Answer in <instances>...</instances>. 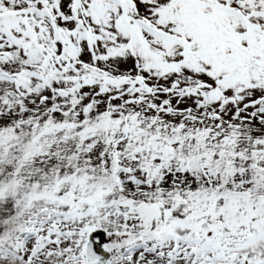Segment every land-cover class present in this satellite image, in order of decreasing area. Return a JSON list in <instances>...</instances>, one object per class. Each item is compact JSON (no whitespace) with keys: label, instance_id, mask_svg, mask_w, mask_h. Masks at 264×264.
<instances>
[{"label":"rangeland","instance_id":"374dc122","mask_svg":"<svg viewBox=\"0 0 264 264\" xmlns=\"http://www.w3.org/2000/svg\"><path fill=\"white\" fill-rule=\"evenodd\" d=\"M37 1L42 5L43 10L41 13L54 21L57 16L52 11V6H50V1L52 0ZM84 1L73 0L72 10L75 15H79L77 21L81 20L87 23L82 16L85 18L88 15L91 16L94 20L93 22L96 23L94 25L97 28L98 34L95 33L97 37L95 36L96 39H94L89 35L90 31L86 29L84 35H80L77 42L79 44L82 43V48L84 44V47H86L93 45L95 42L94 45L100 49V53H105L108 50V45L103 43L102 39L107 36L116 43L118 53L112 59H107L102 55L97 63H92L93 61L86 63L87 60L82 59L85 65L91 63V67L95 71L93 73L95 75L94 82L87 77L82 76L78 78L77 76L81 73L80 69L70 62L68 63V60L63 62V68L60 71L61 76L57 77V79L68 87V90L63 88V90H66L64 99H69L70 95L73 101L76 98L78 102L83 95L87 96L90 93L99 94V92L100 96L104 98L113 96L115 99H126V88L133 90L135 95H137V92L142 86L149 89L145 92L149 95V98L146 104L141 106L143 113L147 108L162 113L159 112V109L163 106L161 101H166L168 102V106L162 108L167 110L171 106L172 108L168 110H171L175 117H180L183 114L197 116L200 112L198 111L199 108L205 105L203 107L206 108L205 111H208L212 116H216L215 118L218 121L227 122L224 124L229 123L228 125H230L233 120H240L242 123L252 124L254 118H258L264 123V17L255 14L256 12L264 14V0H187L184 5L179 0H112L116 8L108 9L102 7L98 2H93L94 0H89V2ZM127 9L128 12L126 13ZM227 9L228 14L226 12ZM1 10L4 9L0 8V12H2ZM229 11L234 14L237 13L239 15L237 17L238 19L231 18ZM127 14H132V16L139 20L141 24V26H138L139 31L151 29L153 35L151 37L142 36L141 33L135 32L137 27L131 24V21L126 16ZM27 19L31 24H35V28L40 29L39 32L44 38L47 37L48 40L45 43L38 44L36 42L40 36L34 33ZM42 25L50 29L51 32L43 28ZM93 29L95 32L94 27ZM174 30L181 31L182 38L178 40L179 42L161 43L159 37L162 38L163 36L165 38L167 35L164 33H173ZM113 31H116V33L113 34ZM57 34L58 37L56 36ZM62 34L64 32H61L56 27L55 22L48 23L39 19L20 16L19 20L8 28H0V71L2 69L6 70L13 81H23L24 79L18 77L17 74L20 68L13 61L18 60V63H20V61L24 62L25 59L31 61L36 59V64H43L44 57L50 58L51 60L48 53L46 54L45 49L48 48L49 54L53 53V50L49 47L50 41L53 40L55 42L58 38H62ZM102 43L104 47H101ZM139 46H143L147 52H153L155 55L145 57L141 54ZM79 51L82 52V49ZM89 60H94V58H89ZM150 61L153 62L150 63ZM3 63H6L13 69L10 71L8 67L2 66ZM39 74L42 75L41 71ZM70 79H74L75 82ZM44 80L45 83L43 82L42 84L39 82L24 83L21 89L26 92L28 91L32 96L40 95L47 89L53 90L52 83L47 81L46 78ZM131 86L135 88H131ZM155 90H161V94H155ZM208 95L212 96L211 99L201 104L206 100ZM76 106V103H74V107ZM104 106H99L100 113L110 112V108ZM36 108L33 106L30 113L33 114ZM249 119H251V122H249ZM136 126L129 124L128 131H125L129 137L120 136L123 138V143L130 142V144L137 146L132 140L137 141L140 138L138 140L140 141L142 139L141 134H148L146 131L152 130L150 127L146 128L144 126L140 129ZM252 126L255 127L254 131H257L259 134H264V125L259 127L252 124ZM195 130H199V128ZM261 138H264V135ZM145 139L147 143L151 141L150 143L153 144L151 146L146 145L145 147L152 149L156 145V140L160 141L161 136H157L154 138L155 140H152V138L149 139V137L143 138V140ZM179 141L186 142V139ZM138 151L140 154L133 153V155L140 156L141 150ZM124 153L125 150L121 149V147L115 148L113 144H110L109 148L104 151L103 157L106 156L108 159L111 157V160H108L111 166H102L99 175L109 173V176H111L115 167L120 165L119 163H124L127 167L131 165L134 177H131L127 172H117L116 178L126 182L123 187L115 186V189L112 190L113 194L111 197L125 198L124 202L133 203L134 209L136 208V203L132 202V200L145 204L147 202L145 198H149L151 200L150 202L157 200L158 203H162L155 210V214H158L156 220L151 219L153 220L152 223L155 228L151 227L150 223L133 221V215L131 213L129 215L122 214L119 210L120 207L115 203L118 202L116 200L108 202L109 200L103 196L101 199L98 197L92 201L95 193L93 187L94 190H89L87 193L81 191V196L78 195V198L81 197L82 203L78 204L81 209L76 211L77 214H81V210L84 209L83 207H87L90 210V214L84 218L85 221H88L86 222V226H83L81 221H77L78 225L82 224V226H77V239L80 236L85 239L84 230L91 224L101 227L96 223L94 215L97 217L105 215V218L108 219L104 223V227L111 231L113 229L116 232H128L124 235L121 233H117V236L107 235L106 244L108 245L109 251H114L113 257L116 253H121L120 250H115V248L121 245L122 242L126 244L125 247L131 244L137 245L138 248L141 247L140 241L136 243L131 242L134 234L138 237H141V235H152L153 237L154 233L158 231V234L154 235L152 239L158 240L162 246H164L162 243L164 242V238L166 240L169 239V241H173L178 237L193 240L190 242L193 244L183 249L184 251L182 253L184 255L187 254L189 259L191 258V264H263V261H257L253 253H256L264 260V234L261 231L264 225L259 222L258 225L251 224L247 228L242 226V223L237 221L240 219L241 214L239 210H233L229 216H226L228 210L227 212L223 211L222 204L217 200L218 195L215 197L210 193L211 190L216 191L213 189L210 180L207 183L209 185L208 189L210 190L208 194L211 196L209 198L212 200V205L221 214V216L214 217L211 221L216 222L218 225H214L211 221H208L209 219H205L206 217H204L202 210H204L207 204L200 202V200L196 201L197 203L187 202L186 204H182L179 213L175 215L176 218L167 220L169 219V211L166 209L169 208L168 203H165L163 199V194L173 192L172 189L163 188L160 191L151 189L149 191L145 185H140L139 182H145L142 179L147 180V178L141 170H137L136 166L139 165L134 164L132 160H125L122 157ZM123 156L125 157V155ZM142 157L146 158L145 156ZM151 157L154 159L155 155L148 156L149 159ZM101 160H92L96 164L95 167ZM139 160L144 161L145 159L139 157ZM155 163L154 167H159L161 164L159 162ZM162 163L167 166L164 168L168 172L180 174L178 177L180 181L178 182V179H173L172 185H183L182 188L187 189L186 192L192 197L187 198L190 200L193 198L198 200V196L203 192H201L202 190H197L199 187L193 188L191 185H187L188 180L186 176L191 174V171L186 173L183 168H189V166H184L185 163H183L184 167H182V164H178L177 160L170 164ZM44 164L49 169L50 167L48 166H52L48 162ZM141 166H145V164ZM147 166L149 167L150 165ZM143 171L144 173H148L145 167H143ZM114 173L116 172L114 171ZM192 173L194 177L195 173L193 171ZM136 180H139V182ZM145 183H148V181ZM50 186L52 190H57L61 193H76L75 190L77 188L66 187L62 184H51ZM187 198L185 197V199ZM253 200L264 204V196H259V199L254 198ZM44 203L47 202L38 203L37 207L45 205ZM239 203H242V201H239ZM52 204H48L51 209V215L46 217V220L52 216L56 217L58 213L62 212L59 209L61 204ZM74 204L70 203V205ZM11 211L9 210V204L1 202L0 222L4 217L7 218L9 216L8 214ZM207 211L210 212L211 208ZM262 212L264 214V209ZM4 222H1L0 226L4 227L6 223ZM202 224L207 225L206 230L201 229ZM236 225L239 226L234 229L237 233H229L226 238L221 235L220 232L225 227L235 228L234 226ZM104 227L101 228L104 229ZM61 230L63 229L58 231L61 232ZM64 234H67L70 239L73 236V233L70 231H66ZM215 234L220 236L214 237ZM237 235H240L242 240H236L238 238ZM77 239H74L76 243ZM260 240L262 241L258 244ZM72 241L69 240L63 247L68 248ZM247 243L251 244L250 250H247L249 254L245 253L246 251L238 252L241 245H246ZM0 250V264H28L21 261L20 257L10 259L11 257L5 254V252L10 253V250L1 247V245ZM164 252L165 254L167 253L166 251ZM60 258L63 259H59L57 263L66 260V256H60ZM119 259L124 262L125 257L121 256ZM67 261L65 264H74L73 262L67 263ZM55 262L52 260L50 264H55ZM186 262L185 260L180 264ZM107 264L115 263L113 260ZM164 264H167V262Z\"/></svg>","mask_w":264,"mask_h":264},{"label":"trees","instance_id":"16d2710c","mask_svg":"<svg viewBox=\"0 0 264 264\" xmlns=\"http://www.w3.org/2000/svg\"><path fill=\"white\" fill-rule=\"evenodd\" d=\"M5 6L10 9H19L24 5H12L7 2ZM56 23L60 29L68 30V24L61 23L60 19H57ZM34 29L39 30L35 27ZM45 29L51 32L50 29ZM70 57L73 59L71 61L69 58L68 61L85 74L87 69L82 70V66L77 64V58L72 55ZM2 66L8 67L10 71L13 69L6 63ZM59 76H61L60 71L54 79L50 80L53 90L47 89L36 96L30 95L23 89H17L13 82L0 79V203L9 204V210H12L9 216L1 221L6 223L4 222V227L0 226V245L10 250V255L5 252L11 257L10 259L20 257L21 261L28 264H49L48 262L54 258L55 253L40 254L41 251L32 256V249L30 251L29 246L23 243V239L29 234L27 224L34 221L37 222L38 228L43 227L42 223L51 215L48 204L63 205L65 208L62 213H64L70 208V203H82L81 197L78 198V195L81 196V191L87 193L94 189L92 201L104 196L109 200L108 202L116 200L127 203L124 202L125 198H115L111 195L115 186L123 187L126 182L116 178L114 171L117 173V170L122 167L127 173L133 172L131 165L127 167L124 163H119L120 165L115 167L111 176L109 173L99 175L102 166H111V163L109 164L111 157L109 159L106 156L103 157L104 151L110 144H113L115 148L124 149L125 157L123 155L122 157L139 165L136 168L146 176L147 190L172 189L173 192L163 194V199L165 203H168L169 208L166 209L169 211L167 220L173 219L179 213L182 204L197 203L196 201L199 200L208 206L202 210L205 219L211 221L214 217L221 216L209 198L210 190L207 183L210 180L213 189L216 190L215 192L211 190L210 193L215 197L218 195L217 200L222 204L223 211L228 210L226 216H229L233 210H239L240 216L245 219L243 222L258 218V222L264 224L261 220L264 219L262 212L264 204L253 200L264 196V138H261L264 134L257 133L252 126L254 124L261 127L264 125L262 120L255 118L252 124L233 120L230 125L224 124L227 122L218 121L216 116L205 111L206 108H203L205 105L199 108L200 112L197 116L183 114L175 117L171 110L158 113L156 110L147 108L143 113L141 107L135 108L121 101L101 97L92 98L91 95L83 96L77 102V99L73 101L70 95L69 99H64L66 90L63 88L68 90V87L57 79ZM30 79L33 80V78ZM72 101L76 103V107ZM101 105L102 107L107 105L104 107H109L110 112L100 113ZM33 106L37 108L32 114L30 110ZM131 120L138 122L140 129L144 126L152 129L146 131L149 135L141 134L140 141H138L140 138L137 141L131 139L137 146L120 141L123 139L121 135L129 137L124 133L126 130L124 124ZM196 128L199 130H195ZM157 136H161V139L156 140L155 147L146 148V145L153 144L150 143L151 141L147 143L143 138L149 137L155 140ZM182 139H186V142L179 141ZM92 140L94 141L91 142ZM138 150H141V155L146 158L141 155L134 156L133 153L140 154ZM153 155H155L154 159L148 158ZM156 155L158 158L165 156L171 163L177 160L182 167L189 166V168H183L186 173L191 171V174L186 176L187 185L193 188L199 187L197 190L203 192L198 196V200L195 198L190 200L189 198L192 197L186 192L187 189L182 188L183 185H172V180L178 179L180 174L165 170L164 167L167 166ZM139 157L145 160L140 161ZM92 160L101 161L95 167L96 164ZM47 162L52 164L48 166L50 169L44 164ZM155 162L161 163L160 166L154 167ZM183 163H185L184 166ZM142 164L145 166H141ZM143 167L148 173H144ZM192 171L195 173L194 177ZM191 177L193 178L190 179ZM51 184L77 187L76 193L52 190ZM185 197L189 198L185 199ZM145 200L147 201L145 204L135 200L132 202L136 203L139 211L146 213L145 216H143L144 213L140 214L141 223H150L151 227L155 228L151 219L156 220L158 214H155V210L162 203H158L157 200L150 202L149 198ZM41 202L47 203L37 207V204ZM210 208L211 211L208 212ZM63 217L64 232L74 228L79 221L76 215L68 217L65 214ZM105 217V215L99 217L94 215L96 223L101 227H104L108 219ZM211 222L218 225L214 221ZM114 232L116 230L112 229L111 233ZM116 233L126 234L127 232ZM61 239L63 245L71 240L68 235H62ZM51 250L49 246L47 251ZM253 254L255 257H260L256 253Z\"/></svg>","mask_w":264,"mask_h":264},{"label":"water","instance_id":"95a60500","mask_svg":"<svg viewBox=\"0 0 264 264\" xmlns=\"http://www.w3.org/2000/svg\"><path fill=\"white\" fill-rule=\"evenodd\" d=\"M15 19L13 13L7 12L4 14H0V26H7ZM94 242L91 241L89 244V248L85 252V257L88 258L90 261H102L105 262V254L102 249L101 244H93ZM95 261V262H96Z\"/></svg>","mask_w":264,"mask_h":264}]
</instances>
